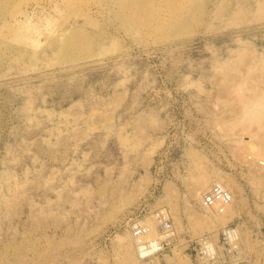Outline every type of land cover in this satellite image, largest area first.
<instances>
[{
    "label": "rangeland",
    "instance_id": "374dc122",
    "mask_svg": "<svg viewBox=\"0 0 264 264\" xmlns=\"http://www.w3.org/2000/svg\"><path fill=\"white\" fill-rule=\"evenodd\" d=\"M149 197L177 237L141 259ZM227 224L264 264V0H0V264H201Z\"/></svg>",
    "mask_w": 264,
    "mask_h": 264
},
{
    "label": "built area",
    "instance_id": "2783aa9c",
    "mask_svg": "<svg viewBox=\"0 0 264 264\" xmlns=\"http://www.w3.org/2000/svg\"><path fill=\"white\" fill-rule=\"evenodd\" d=\"M169 151L165 150L166 156L169 155ZM156 187L153 188V192ZM150 199L151 197L140 202L125 222L141 259L170 248L177 237V230L168 209L164 206L151 208ZM231 201L232 193L223 183L212 184L202 197V205L205 208H215L220 212L224 211ZM152 230L155 231V236L148 235ZM220 244L223 253L219 250ZM237 254L241 255V248L238 243L237 227L232 224H227L221 229L218 240L203 235L196 242V255L201 264H228L227 256Z\"/></svg>",
    "mask_w": 264,
    "mask_h": 264
},
{
    "label": "bare ground",
    "instance_id": "6f19581e",
    "mask_svg": "<svg viewBox=\"0 0 264 264\" xmlns=\"http://www.w3.org/2000/svg\"><path fill=\"white\" fill-rule=\"evenodd\" d=\"M258 101H259V100H258ZM260 103L262 104V101L259 102L258 104H260ZM258 104H257V105H258ZM261 104H260V105H261ZM257 107H258V106H257ZM259 109H260V108H259ZM262 109H263V108H262ZM256 110H258V109H256ZM256 110H255V111H256ZM258 111H259V110H258ZM256 112H257V111H256ZM258 113H259V112H258ZM254 114H255V112H254ZM256 114H257V113H256ZM260 114H261V113H260ZM257 115H259V114H257ZM257 115H256V116H257ZM259 116L261 117V115H259ZM258 127H259V126H258ZM258 129H260V128H258ZM215 183H222V182H215ZM223 184H224V183H223ZM224 185H225V184H224ZM225 186H226V185H225ZM148 235H149V236H155V231L152 230ZM237 235H238V243H239V229H238V228H237ZM215 236H216V235H215ZM132 239H133V237H132ZM239 246H240V245H239Z\"/></svg>",
    "mask_w": 264,
    "mask_h": 264
}]
</instances>
